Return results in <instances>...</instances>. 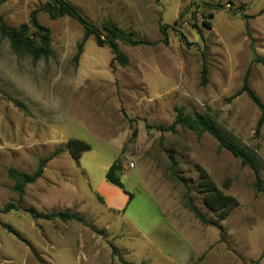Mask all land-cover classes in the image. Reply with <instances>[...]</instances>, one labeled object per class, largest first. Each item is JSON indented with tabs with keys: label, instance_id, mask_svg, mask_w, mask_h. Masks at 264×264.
I'll list each match as a JSON object with an SVG mask.
<instances>
[{
	"label": "rangeland",
	"instance_id": "rangeland-1",
	"mask_svg": "<svg viewBox=\"0 0 264 264\" xmlns=\"http://www.w3.org/2000/svg\"><path fill=\"white\" fill-rule=\"evenodd\" d=\"M47 2L7 0L0 18L12 28L29 25L30 14ZM66 2L96 26L112 22L156 44L117 41L129 58L121 66L91 36L75 61L85 29L44 12L38 19L51 30L54 57L34 61L0 36V264H264V193L256 192L252 170L207 133L157 129L172 124L176 108L209 116L257 158L264 188V125L256 131L261 112L246 93L236 96L249 72V86L264 104V67L253 62L254 53L264 57V0ZM161 25L174 26L191 45L173 31L164 44ZM73 138L91 146L79 165L67 149ZM59 148L64 152L20 198L8 171L33 174ZM114 161L133 194L120 210L109 206L116 195L108 204L98 189ZM174 161L187 189L171 177ZM198 167L238 201L222 230L204 203ZM187 190L212 225L185 207ZM7 206L13 208L4 213ZM28 210L78 213L85 224L34 219Z\"/></svg>",
	"mask_w": 264,
	"mask_h": 264
},
{
	"label": "trees",
	"instance_id": "trees-1",
	"mask_svg": "<svg viewBox=\"0 0 264 264\" xmlns=\"http://www.w3.org/2000/svg\"><path fill=\"white\" fill-rule=\"evenodd\" d=\"M6 1L7 0H0V6ZM47 1V4L43 8L36 9L30 14L29 25L23 24L18 28H12L8 26L2 20V18H0L1 38L8 40L10 42L11 48L15 52L28 55L34 61L55 56V52L52 48L51 30L43 26L38 19V15L41 12L47 13L51 19H58L62 17L72 18L85 29V36L82 43L78 46L75 61L79 60L81 54L83 53L84 44L91 36H94L96 43L99 46H107L113 54V63H118L121 66L129 65V58L119 49L117 41H122L132 47L150 46L156 44H150L149 42H146L142 39L136 40L112 22H104L100 26H96L89 22L84 16H82L77 11V9L66 2V0ZM209 17L213 18V14L211 13ZM203 25L207 28H211V24L207 21H203ZM31 30L33 32H31ZM170 31L175 32L183 44L186 46L191 45L188 42L186 36L181 31L175 29L174 26L161 25L160 34L163 37L162 42L164 44L168 43ZM205 55V53L202 54L203 66L201 71V80L203 85L207 84L208 82V67ZM253 62L256 64H261L264 67V57L258 55L257 53H254L253 55ZM248 78L249 72L246 74L243 87L236 93V96L246 93L260 110L261 117L256 128L257 133H259L262 126L264 125V104L261 102L256 93L250 88ZM14 103L17 106H21V104L17 102ZM178 127L184 130L196 132L199 136L205 133L212 136L218 142L220 150L225 149L229 151L233 157L240 160L243 167H248L252 170L255 177L254 187L256 192L264 193L263 180L257 158L242 145L225 136L220 127L209 116L203 114L193 116L187 114L182 108H176V116L172 124L168 127L159 126L157 129L161 132H170L172 134H176ZM135 134L136 133H134V135ZM67 149L72 159L77 165H79L82 155L85 152L90 151L91 146L89 143L83 140L73 138L68 141ZM63 152L64 149L59 148L47 158H41L39 161V166L33 174L22 173L15 169H10L8 171V176L14 181V192L19 195L20 198H22L25 188L41 179L46 165L54 158L61 155ZM174 164H176L175 161L171 167L172 179L183 184L185 189H187V184L174 172ZM198 169L200 178L199 186L205 195L204 203L208 209H210L219 217L214 225L220 228V223L224 221L226 217L238 206V201L233 196L227 195L222 190H220L210 178L205 169L202 167H198ZM120 172V163L118 161H114L106 172L105 179L107 183L123 190V192L128 195L129 201L127 204H129L133 200V194H130L125 190ZM184 199L185 207L194 215L196 219H198L202 224L212 225L211 222L207 221L206 216L202 214V212L196 207L190 197L188 190L184 195ZM12 208V206H7L3 211L4 213H7L11 211ZM28 213H30L34 219H44L49 221L60 219L63 222L77 221L85 224V220L82 215L78 213H71L69 211L40 214L36 213L34 210H28ZM6 228L10 234H13L15 237H17V239L22 240V237L18 232H15L10 227ZM220 230H222V228H220ZM121 262L122 264H133L122 259ZM140 264L146 263L142 262Z\"/></svg>",
	"mask_w": 264,
	"mask_h": 264
},
{
	"label": "crops",
	"instance_id": "crops-1",
	"mask_svg": "<svg viewBox=\"0 0 264 264\" xmlns=\"http://www.w3.org/2000/svg\"><path fill=\"white\" fill-rule=\"evenodd\" d=\"M98 189L101 193H103L107 202H108V197L111 194L116 195V200L114 204H109L108 202L109 206L111 207L110 209H114V210L123 209L129 201V197L127 194H125L121 189L113 185H110L109 183H107V181L101 182Z\"/></svg>",
	"mask_w": 264,
	"mask_h": 264
}]
</instances>
